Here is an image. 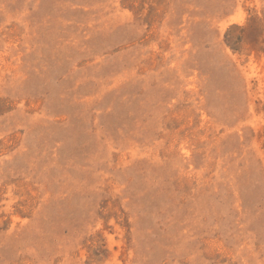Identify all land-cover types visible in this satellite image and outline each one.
I'll list each match as a JSON object with an SVG mask.
<instances>
[{
  "label": "rangeland",
  "instance_id": "rangeland-1",
  "mask_svg": "<svg viewBox=\"0 0 264 264\" xmlns=\"http://www.w3.org/2000/svg\"><path fill=\"white\" fill-rule=\"evenodd\" d=\"M0 264H264V0H0Z\"/></svg>",
  "mask_w": 264,
  "mask_h": 264
}]
</instances>
